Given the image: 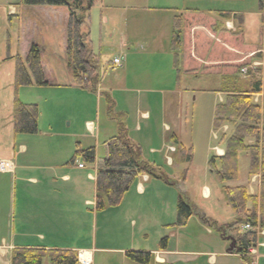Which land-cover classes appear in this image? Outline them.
<instances>
[{
  "label": "crops",
  "instance_id": "obj_1",
  "mask_svg": "<svg viewBox=\"0 0 264 264\" xmlns=\"http://www.w3.org/2000/svg\"><path fill=\"white\" fill-rule=\"evenodd\" d=\"M127 1L133 0H125V3ZM120 3H123V0H120ZM185 5L181 4L180 6ZM187 9L191 8L184 9L183 7L176 9V12L180 14ZM178 14L173 17V20ZM67 19L68 9L62 7L24 8L9 4L7 7L0 8V160L11 164V171L0 172V264H11L12 252L18 248L44 249L46 251L69 250L81 255V264L93 263L97 242H95L94 229L92 239H88L87 227L92 221L91 215H95L93 208L96 201L97 169L96 166L80 167L82 162L79 160L74 163L70 162L78 146L82 149L94 148L97 156L101 157L95 144L85 143L83 145L80 142L82 138L85 140L89 135L93 140L109 137L106 139L108 140L112 137L123 136L140 149L142 161L157 167L155 176L139 175L125 195L122 204L109 209L119 213L125 207L129 212L138 214L143 202L146 201L147 203L159 202V205L163 207L162 211L166 212V209L172 210L174 205L177 206L180 196L176 193L171 180L160 170L162 168L158 166L156 160L154 162L146 161L143 149L137 142L139 136L143 141H146L152 135L153 124L146 125V128L144 126L142 128L141 125L142 121H151L152 118L148 112H136L137 123L135 126L134 124L128 126V122H124L106 133H101L99 130L95 134L94 124L90 117H84L82 129L85 132L83 134H80L77 129L72 130V118L77 113V101L75 100L73 103L70 97L64 101L61 95L64 91L81 88L72 79L66 62L65 26ZM108 20L106 15H102L103 25H106ZM59 27L62 29L60 33L63 34L64 39L61 40L62 35L60 34L58 45L53 49L51 43ZM122 34L124 36L118 46L119 51L127 48L128 40L126 35ZM30 44L39 46L43 73L51 86L22 87L16 93V63L13 59L18 55L24 58ZM46 45H48L49 51ZM90 51L91 57L98 64V56L91 49ZM46 56H49V63L45 60ZM47 65H55L54 70L59 69L56 65H62V72L58 70L55 71L56 74L54 71L48 72ZM126 65H129L128 57ZM98 73L100 75V70ZM61 79L64 81L62 82ZM24 89L34 90L38 95V100L29 102L26 95L21 94V90ZM83 91L87 92V90ZM179 92L175 93L174 91L171 95H167L171 92L166 91L161 97L141 95L137 98V103L140 105H147L153 100L156 104L157 101L162 100L160 118L166 120L162 130L163 143L159 149H151V152L164 154L167 165L171 167L174 166L171 154L187 155L190 150L185 147L180 138L182 130L178 125L182 118L181 114L176 113L177 111L172 108L174 97L176 94H180ZM101 93H103L102 90ZM16 94L23 104L38 106V133L36 135H16L14 132ZM87 95L90 98L93 97V94ZM219 98V103H221L224 95ZM123 99L127 106L129 97ZM130 100L133 101L132 97ZM112 105L117 108L121 107L118 100L115 103L112 101ZM129 117L127 116L126 121L129 120ZM120 133L123 135H119ZM165 142L171 145L168 147L169 150L166 148L164 150ZM221 150L225 153V149ZM210 151L214 152L213 148ZM208 169L209 167H207ZM210 174L213 173L210 171ZM259 180V176L250 179L248 189L250 194H259ZM255 184H258L257 191L252 188V185ZM201 196L204 200L210 199L211 192L206 186H204ZM198 212V210L193 212L184 228H175L178 233L191 227H193V231L195 229L205 231L203 226L207 223L206 217ZM196 214L199 216L198 219L195 217ZM233 219L235 220V215ZM139 220H142V217H139ZM155 221L161 228L169 227L164 222L163 215ZM173 221L174 225L176 218ZM200 221L203 223L201 224ZM106 222L111 223L110 217ZM225 224L229 223L222 225ZM206 234L210 235L211 231L208 230ZM199 243L207 250H202L199 253L170 251L169 247L166 250H161L158 244L155 251L145 250L142 252L151 254L150 264H264V234L257 237L253 253L250 252L246 256L238 254L236 250L229 253L230 242L227 238H222L220 234L210 243L204 239H201ZM213 245L215 246L212 253L209 250L210 254H208V248ZM127 252L131 251L124 252L125 260H129L126 256Z\"/></svg>",
  "mask_w": 264,
  "mask_h": 264
},
{
  "label": "rangeland",
  "instance_id": "obj_2",
  "mask_svg": "<svg viewBox=\"0 0 264 264\" xmlns=\"http://www.w3.org/2000/svg\"><path fill=\"white\" fill-rule=\"evenodd\" d=\"M17 2L18 0H0V8L7 7L9 4L16 6ZM181 4L186 5L181 7ZM183 7L213 15L219 11L231 14L236 12L238 19L243 20L244 42L247 45H257L261 42L264 49V12L259 10V0H133L126 3L125 0L123 3H120V0H98L88 12L82 31L87 35L86 45L98 56L100 90L84 92L81 89H74L62 92L61 97L64 101L67 97H70L73 103L77 101V113H75L76 117L73 115L72 118V130L77 129L80 134L85 132L82 129L84 117L91 118L95 134H97L99 130L101 133L110 132L115 126L124 122H128V126L131 124L135 126L136 112H148L151 115V121H142L141 125L142 128L143 126L146 128V125L153 124L152 135L146 141H143L140 136L137 137V142L143 149L144 158L146 157V161L150 162L156 160L158 166L162 168L160 170L173 183L176 193L191 202L194 212L198 210L206 217L207 223L203 226L205 231L198 229L193 231L191 227L178 233L172 224L176 218L175 205L172 210L166 209V212H163L159 202L145 201L140 209L137 208L139 215L129 212L125 207L119 213L109 208L97 213L94 207L95 215H91L92 221L87 227L88 239H92L94 229L95 242H97V251L94 253L92 264H135L123 258L125 251H155L162 239H167L170 251L199 253L207 250L199 243L201 239L212 242L219 237L216 226L234 220L232 209L224 201L221 185L217 182L215 175L210 174V169L207 170V163L215 156L210 149L214 147L225 149V142L221 143L215 138L221 136L223 129L218 132L214 129L215 108L220 102L219 97L223 96L218 93L222 85L221 78L218 75L200 77L177 75V66L181 58L180 60L177 58L170 43L173 17L179 13L176 9ZM102 15H106L109 19L106 25L102 24ZM61 30L59 27L52 40L53 49L58 45L60 34L61 40L64 39L63 34L60 33ZM122 33L128 40L127 48L119 51L118 46L124 36ZM60 47L62 48V44ZM127 57L129 65H126ZM115 58L122 60L121 68H112L111 63ZM45 60L49 63V56H46ZM47 66L48 72L54 71V74L57 70L62 72V65H56L59 69L55 70V65ZM61 81L63 82L64 79ZM166 91L171 92L167 95L180 91V94L174 97L172 108L182 117L178 125L182 130L181 141L188 150L191 149V153L188 152L187 155L171 154L170 157L174 161L173 167L167 165L164 154L151 152V149H159L163 143L162 130L166 120L160 118L162 100L157 101L156 104L155 100L147 105L137 103V98L141 95L161 97ZM21 94L26 95L29 102L38 100L34 90L24 89L21 90ZM87 94H93V97L90 98ZM127 97L129 102L126 106L123 98L127 99ZM117 100L120 108L112 105V101L115 103ZM133 113H135L134 119ZM127 116H130L128 121H126ZM230 133L226 134L229 136ZM107 138L109 137L93 140L89 135L87 139L82 138L80 142L83 145L95 144L100 156L103 157L102 143ZM165 143L164 150L165 148L169 150L168 147L171 145L168 142ZM189 153L191 162L188 163ZM249 167L250 156L247 153H240L238 156L239 179L227 185L245 186L249 189ZM204 186L211 192L209 200H204L201 196ZM252 188L257 191L258 184L252 185ZM162 215L169 227L161 228L156 224L155 220ZM108 217L111 223L106 222ZM139 217H142V220H139ZM195 217L199 218L197 214ZM200 223L202 224L203 221ZM208 230L211 231L210 235L206 234ZM214 246L208 248V254H210L209 250L212 253Z\"/></svg>",
  "mask_w": 264,
  "mask_h": 264
},
{
  "label": "trees",
  "instance_id": "obj_3",
  "mask_svg": "<svg viewBox=\"0 0 264 264\" xmlns=\"http://www.w3.org/2000/svg\"><path fill=\"white\" fill-rule=\"evenodd\" d=\"M98 0H18L16 6L24 8L50 7L67 8L66 62L75 84L93 92L99 82L97 62L85 43L86 34L82 26L86 24L88 12ZM89 5V6H88ZM259 10L264 12V0H259ZM217 15V16H216ZM212 13L187 9L173 20L171 49L181 58L177 75L200 77L218 75L222 85L218 93L224 99L215 108L214 129L226 132L218 136L225 142V154L213 156L208 167L221 185L225 202L232 209L235 220L217 226L222 238L233 237L238 254L246 256L257 242L254 231L241 232L240 228L250 225L264 229V67L251 69L255 61L263 57V45H247L244 42L243 20L235 15L236 31L225 28L231 18L229 12ZM16 93L22 87L51 86L43 73L40 48L30 44L24 58L16 56ZM247 69L242 75V70ZM262 97L261 103L254 101ZM37 105L23 104L17 94L14 100V132L16 135H36L38 133ZM231 132V133H230ZM226 133H230L228 136ZM249 141L252 143L249 144ZM104 156L98 157L94 148L79 146L71 163L79 160L84 166H96V212L106 208L119 207L139 175L155 176V167L141 160L140 149L123 136L111 138L103 144ZM182 150V149H180ZM191 153V149L189 151ZM187 162H191V155ZM250 156L249 179L259 176L260 192L250 194L245 186L231 187L227 184L239 179L238 156ZM191 202L179 196L176 206L174 228H184L193 215ZM167 239L159 243L161 250L168 248ZM127 258L136 264H150L151 254L127 252ZM11 264H79L78 254L69 250L14 249Z\"/></svg>",
  "mask_w": 264,
  "mask_h": 264
},
{
  "label": "built area",
  "instance_id": "obj_4",
  "mask_svg": "<svg viewBox=\"0 0 264 264\" xmlns=\"http://www.w3.org/2000/svg\"><path fill=\"white\" fill-rule=\"evenodd\" d=\"M228 26H229V24H228ZM113 64L116 67H119L121 65L120 59H115L114 62H113ZM256 65H258V64H256ZM242 72L245 73L246 70H243ZM9 169H10V164L9 163H7V162H1L0 163V171H3L4 172V171H8ZM244 229L245 230H255L254 228L250 227V225H246L244 227ZM256 230L259 231V228L257 227ZM263 234H264V232H263Z\"/></svg>",
  "mask_w": 264,
  "mask_h": 264
},
{
  "label": "water",
  "instance_id": "obj_5",
  "mask_svg": "<svg viewBox=\"0 0 264 264\" xmlns=\"http://www.w3.org/2000/svg\"><path fill=\"white\" fill-rule=\"evenodd\" d=\"M228 241H230V246H229L228 252L232 253L236 249V246H237L236 245V241H235V239L233 237L228 238Z\"/></svg>",
  "mask_w": 264,
  "mask_h": 264
}]
</instances>
